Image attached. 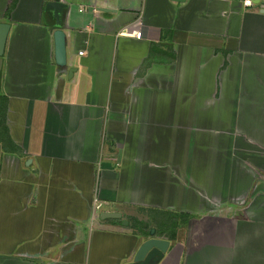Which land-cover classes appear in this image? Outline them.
<instances>
[{"label":"crops","instance_id":"obj_1","mask_svg":"<svg viewBox=\"0 0 264 264\" xmlns=\"http://www.w3.org/2000/svg\"><path fill=\"white\" fill-rule=\"evenodd\" d=\"M50 1L0 0V264H127L138 207L189 215L159 264H264V2Z\"/></svg>","mask_w":264,"mask_h":264},{"label":"water","instance_id":"obj_2","mask_svg":"<svg viewBox=\"0 0 264 264\" xmlns=\"http://www.w3.org/2000/svg\"><path fill=\"white\" fill-rule=\"evenodd\" d=\"M179 1V0H177ZM264 2V0H256V3ZM47 7L53 9L57 25H60L62 9L65 4L61 0H52L48 2ZM264 10V9H263ZM10 23L0 22V71L3 63V53L7 42L8 33L10 30ZM55 39V56L56 62L59 66H65L67 63L66 54V35L61 28L54 31ZM102 218H120L122 213L114 211H104ZM127 223V220L123 221ZM170 246V240L165 237L155 235V228H151L148 237L142 241L135 252L132 261L127 264H159L165 257L166 252Z\"/></svg>","mask_w":264,"mask_h":264},{"label":"trees","instance_id":"obj_3","mask_svg":"<svg viewBox=\"0 0 264 264\" xmlns=\"http://www.w3.org/2000/svg\"><path fill=\"white\" fill-rule=\"evenodd\" d=\"M16 0H12L9 5L5 16L10 15V11L13 9ZM7 108L8 98L6 95L0 93V145L2 149L7 152H17L20 148L14 144L10 138L9 129L7 126ZM138 211L147 216L146 219H138L136 217H127L129 222L137 227L144 235L149 234L151 228H155V235L165 237L171 241L176 240L177 232L181 224H184L189 215L162 208H149L138 207ZM147 222V226L144 227L143 223Z\"/></svg>","mask_w":264,"mask_h":264},{"label":"rangeland","instance_id":"obj_4","mask_svg":"<svg viewBox=\"0 0 264 264\" xmlns=\"http://www.w3.org/2000/svg\"><path fill=\"white\" fill-rule=\"evenodd\" d=\"M216 112V111H215ZM254 116L255 117H257L258 118V113H256V114H254ZM195 123H193V125H194ZM193 125H191V126H193ZM193 135H194V133L195 132H191ZM207 135H209V131H207ZM192 144V146L194 145V142L193 143H191ZM241 146V144L239 145V147H238V149H237V151H242V147H240ZM240 148V149H239ZM253 151H258L257 149H254V148H251ZM189 150H190V146H189ZM2 151V150H1ZM99 175V174H98ZM99 204V205H98ZM95 207H94V211H96V212H94V213H98L99 211H100V206H101V203H98ZM140 214H142L141 216H142V219H146L147 218V216L145 215V214H143V213H141V212H139ZM146 218H145V217ZM146 221H148V220H145V222L143 223V226L144 227H146L147 226V222ZM93 224H94V220L92 221V226H93ZM185 229H182V230H179L178 229V231H184ZM150 231V230H149ZM183 235V233L181 232H179V236H178V232H177V238H176V240H178V241H176V240H174L173 242H172V244L175 242V243H182L184 240V237L182 236ZM181 248L179 247V246H176V249L175 248H173V250L167 255L168 256V258H166L165 259V261H167V263L168 264H172V258H173V260H175V263L174 264H179V261L181 262ZM175 252V253H174ZM174 254V255H173ZM172 257V258H171Z\"/></svg>","mask_w":264,"mask_h":264},{"label":"built area","instance_id":"obj_5","mask_svg":"<svg viewBox=\"0 0 264 264\" xmlns=\"http://www.w3.org/2000/svg\"><path fill=\"white\" fill-rule=\"evenodd\" d=\"M245 3H246L247 5H252L253 0H245ZM132 34H133L134 36L138 37V38L141 37V31H134V32H132ZM81 53H82V52H81ZM98 205H99V204H98Z\"/></svg>","mask_w":264,"mask_h":264}]
</instances>
